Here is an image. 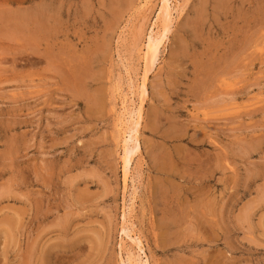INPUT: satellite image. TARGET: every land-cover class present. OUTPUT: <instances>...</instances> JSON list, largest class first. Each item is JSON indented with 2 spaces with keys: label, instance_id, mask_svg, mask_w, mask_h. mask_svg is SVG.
I'll use <instances>...</instances> for the list:
<instances>
[{
  "label": "rangeland",
  "instance_id": "obj_1",
  "mask_svg": "<svg viewBox=\"0 0 264 264\" xmlns=\"http://www.w3.org/2000/svg\"><path fill=\"white\" fill-rule=\"evenodd\" d=\"M174 3L132 182L160 0H0V264H264V0Z\"/></svg>",
  "mask_w": 264,
  "mask_h": 264
},
{
  "label": "bare ground",
  "instance_id": "obj_2",
  "mask_svg": "<svg viewBox=\"0 0 264 264\" xmlns=\"http://www.w3.org/2000/svg\"><path fill=\"white\" fill-rule=\"evenodd\" d=\"M159 7L160 9H159V12L157 13L158 16L156 18L160 20V25L157 24V22H154V23L152 22L153 25H151V28L146 35V40L144 43L143 51H144L145 67L143 68L144 72L142 71L144 74L142 76L141 82L138 83L139 86L136 87L139 97H140L139 104L137 103L136 105L135 94L137 93L136 91L133 90L134 89L133 87L132 90H130V93H127L123 96V100L121 103L122 112L119 111L121 114L120 115L121 117L119 116L120 117L119 123H120V128H121L120 130H122V133H123V145H122L123 155L121 157H122V162H123V171H124L125 180L130 179L131 170L132 168H134L133 167L134 159H136L135 157H137L138 154L141 152L142 145L139 139L140 138V127L142 125V119H143V111H144L143 105H144L146 98L149 96V89H148V84H147L148 76L159 60L162 47L164 46L165 43H167V40L169 39V36L172 31L173 21L176 17L175 13L179 11L178 15H180L181 8L178 10L177 8L178 6L174 3V0H160ZM119 93L121 94V92ZM130 180L134 182L135 178L132 176ZM126 182L127 181H125V184ZM125 220L127 219L125 218ZM123 232L126 234L125 236L131 239V242H133L135 246L138 248V252H136L138 253L137 255H134V254L129 255L128 259L126 258L128 263L129 264H151L150 257L147 254L146 249L144 247L143 240L139 235H137L138 233L137 234H135V232L133 233V229H131L130 226L125 227V225L123 228ZM121 261H123L122 258H121ZM123 264H127V263L124 261Z\"/></svg>",
  "mask_w": 264,
  "mask_h": 264
}]
</instances>
